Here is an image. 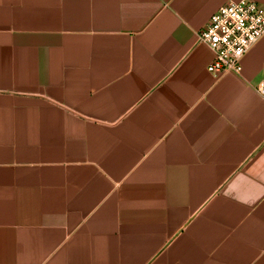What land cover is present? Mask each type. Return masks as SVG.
Returning <instances> with one entry per match:
<instances>
[{"label":"crops","instance_id":"obj_1","mask_svg":"<svg viewBox=\"0 0 264 264\" xmlns=\"http://www.w3.org/2000/svg\"><path fill=\"white\" fill-rule=\"evenodd\" d=\"M239 1L0 0V264H264V36L198 42Z\"/></svg>","mask_w":264,"mask_h":264},{"label":"built area","instance_id":"obj_2","mask_svg":"<svg viewBox=\"0 0 264 264\" xmlns=\"http://www.w3.org/2000/svg\"><path fill=\"white\" fill-rule=\"evenodd\" d=\"M263 36L264 8L256 2L241 0L220 8L199 32L198 42L214 53L208 71L220 76L240 73L244 56Z\"/></svg>","mask_w":264,"mask_h":264}]
</instances>
